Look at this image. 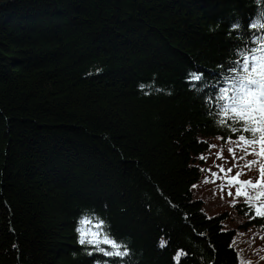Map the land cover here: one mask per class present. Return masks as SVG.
<instances>
[{
	"label": "trees",
	"instance_id": "obj_1",
	"mask_svg": "<svg viewBox=\"0 0 264 264\" xmlns=\"http://www.w3.org/2000/svg\"><path fill=\"white\" fill-rule=\"evenodd\" d=\"M261 13L264 0L1 4L0 264H177L178 250L179 264H264V217L213 163L259 177L228 152L238 134L215 96L264 37L249 27ZM84 214L129 255L81 245Z\"/></svg>",
	"mask_w": 264,
	"mask_h": 264
},
{
	"label": "snow or ice",
	"instance_id": "obj_2",
	"mask_svg": "<svg viewBox=\"0 0 264 264\" xmlns=\"http://www.w3.org/2000/svg\"><path fill=\"white\" fill-rule=\"evenodd\" d=\"M233 27L239 28L240 25L237 23ZM249 27L257 30L264 29V13L254 19ZM251 42L253 47L238 49L240 60L235 62V67L228 69L230 75L225 77L227 86H222L218 90L215 100L219 108L216 113L219 117L217 123L230 127L232 133L238 134L235 140L229 137L226 141L236 146L228 149L233 161L244 160L243 167L249 171L259 166V177L255 181L252 178L241 180L240 177L245 174L242 168L236 171L235 175H229L233 172V168L239 167L238 164L233 163V168L225 169L223 164L213 163L219 173L225 174L227 186L236 187L235 197L245 198L248 207L255 212V216L252 217L255 219L264 217V163H261L264 159V37H256ZM192 78L200 80L202 76L193 74ZM141 87L145 86L141 85ZM218 139L223 140L224 137H218ZM215 147L217 146L209 145V150ZM236 148L243 155L237 157ZM248 155H253L257 159L247 161ZM200 159L206 160V157L202 155ZM217 159L225 160L223 149L217 154ZM225 162L228 161L225 160ZM201 171H208L213 177L220 178L217 172H212L211 167L201 169ZM203 182L214 183L215 181H210L206 177ZM224 187L225 185H220L221 190ZM228 195L233 194L229 191ZM78 223L77 233L81 245H92L94 250L106 256L125 257L129 255L127 245L107 231V225L103 219L94 214H84ZM101 244L108 245L112 250L100 247ZM166 244L167 241L162 238L160 246L165 247ZM186 255L187 253L183 250H178L173 259L179 264L180 258Z\"/></svg>",
	"mask_w": 264,
	"mask_h": 264
},
{
	"label": "water",
	"instance_id": "obj_3",
	"mask_svg": "<svg viewBox=\"0 0 264 264\" xmlns=\"http://www.w3.org/2000/svg\"><path fill=\"white\" fill-rule=\"evenodd\" d=\"M8 1H10V0L0 1V5L6 3V2H8Z\"/></svg>",
	"mask_w": 264,
	"mask_h": 264
}]
</instances>
